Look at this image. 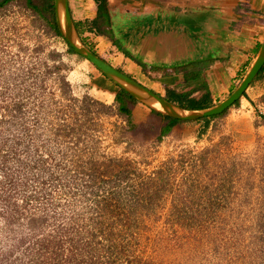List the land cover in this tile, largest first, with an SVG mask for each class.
<instances>
[{
  "label": "rangeland",
  "instance_id": "rangeland-1",
  "mask_svg": "<svg viewBox=\"0 0 264 264\" xmlns=\"http://www.w3.org/2000/svg\"><path fill=\"white\" fill-rule=\"evenodd\" d=\"M65 41L26 0L0 8V264H264L263 121L233 107L158 138L166 121L139 101L128 123L118 85Z\"/></svg>",
  "mask_w": 264,
  "mask_h": 264
},
{
  "label": "crops",
  "instance_id": "crops-1",
  "mask_svg": "<svg viewBox=\"0 0 264 264\" xmlns=\"http://www.w3.org/2000/svg\"><path fill=\"white\" fill-rule=\"evenodd\" d=\"M95 1L69 0L74 21L95 18ZM109 1L118 20L138 21L132 51L149 67L168 70L156 72L154 80L146 76L150 84L137 78L161 95H166V86L182 84L183 68L193 63L199 70L193 96L209 94L212 106L222 102L238 87L264 43V0ZM176 67L181 68L174 71ZM233 107L254 113L264 128V72Z\"/></svg>",
  "mask_w": 264,
  "mask_h": 264
},
{
  "label": "trees",
  "instance_id": "trees-1",
  "mask_svg": "<svg viewBox=\"0 0 264 264\" xmlns=\"http://www.w3.org/2000/svg\"><path fill=\"white\" fill-rule=\"evenodd\" d=\"M10 1L12 0H0V8L7 5ZM95 2L97 4V15L95 18L86 19L83 21L82 20L75 21V25L79 35L82 37V35L85 32H90L94 35L106 36L126 57L136 61L141 66H145L142 60L136 57L130 49L131 48L130 46L133 45L132 43H135V40L139 36V31L136 29V24L138 21L130 20L127 18L121 21L118 20L114 13L113 6L111 5L109 0H96ZM26 5L27 7L33 9L34 11L42 15L47 20L48 26L50 27V29L54 31L55 35L63 39V36L59 30L58 23L56 20L55 0H26ZM47 14L49 16H47ZM82 40L84 41L83 37ZM65 42L68 46L67 52L71 54H77L75 50L67 43V41ZM179 68L181 67L173 68V70L179 71L178 70ZM153 70L156 72L163 71L164 74L168 73V70L167 69L165 70L162 67L154 66ZM183 70H185L184 71L185 81L179 85L166 86L165 97L169 101L187 110H201L212 106V100L209 94H204L200 98L193 96V94L196 92V88L195 87L193 88V84L195 82V79L197 78V73L199 72V70L196 69L195 66H193V63H191L186 68H183ZM263 72H264V67L257 75L256 79L260 77ZM103 75L106 76L105 74ZM118 87L119 89L116 92V97H115L118 111L120 114H125L127 116L128 123H131L134 113L133 108L135 107V105L139 103V100H137L134 96H132L125 89L121 88L119 85ZM238 103L239 101H237L235 105H237ZM18 104L19 103H15L16 107H19ZM227 111H229V109H227L220 115L202 118L196 120V122H203L202 123L203 125L202 130H203V128L206 127V125L209 123V120L221 116ZM153 112L158 114L161 118H163L166 121V123L161 126L158 138H162L163 136L168 135L180 123L187 122L184 120H180L162 114L157 111H153ZM0 135H3V133L0 132ZM6 163H7V159H5V156L4 155L1 156L0 168L5 173H7L8 171L6 168Z\"/></svg>",
  "mask_w": 264,
  "mask_h": 264
},
{
  "label": "water",
  "instance_id": "water-1",
  "mask_svg": "<svg viewBox=\"0 0 264 264\" xmlns=\"http://www.w3.org/2000/svg\"><path fill=\"white\" fill-rule=\"evenodd\" d=\"M55 10L56 20L63 38L78 55H81L82 57L93 63L107 77L113 80L121 88L129 92L137 100L145 103L157 112L180 120L196 121L202 118L222 114L242 98L247 88L251 85V83L264 67L263 43L250 69L248 70L238 87L225 100L209 108L201 110H187L169 101L164 95H161L156 91L150 89L126 72L121 71L120 69L109 63L106 59L102 58L100 55L96 54L89 47H87L76 28L69 0H55ZM74 34L79 40L78 43L74 41ZM153 101L159 103L162 107V110L156 109L154 106H152L150 102Z\"/></svg>",
  "mask_w": 264,
  "mask_h": 264
},
{
  "label": "bare ground",
  "instance_id": "bare-ground-1",
  "mask_svg": "<svg viewBox=\"0 0 264 264\" xmlns=\"http://www.w3.org/2000/svg\"><path fill=\"white\" fill-rule=\"evenodd\" d=\"M74 41H75L76 43L79 42V40L77 39V37H76L75 34H74ZM150 104H151L152 106H154L156 109L162 110V107H161V105H160L159 103L153 101V102H150Z\"/></svg>",
  "mask_w": 264,
  "mask_h": 264
}]
</instances>
